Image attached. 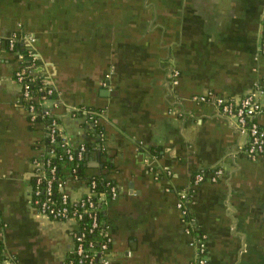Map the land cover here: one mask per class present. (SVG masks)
<instances>
[{"label":"crops","instance_id":"0c3cea01","mask_svg":"<svg viewBox=\"0 0 264 264\" xmlns=\"http://www.w3.org/2000/svg\"><path fill=\"white\" fill-rule=\"evenodd\" d=\"M263 19L264 0H0V243L12 264H68L78 229L33 203L46 126L23 101L15 33L36 39L32 75L55 89L46 105L70 143L86 145L85 174L119 189L103 209L112 264H194L177 206L189 187L209 264H264V153L252 159L233 118L191 100L239 99L264 81ZM219 167L217 182L193 184ZM63 174L71 197L89 192L88 178Z\"/></svg>","mask_w":264,"mask_h":264},{"label":"built area","instance_id":"2783aa9c","mask_svg":"<svg viewBox=\"0 0 264 264\" xmlns=\"http://www.w3.org/2000/svg\"><path fill=\"white\" fill-rule=\"evenodd\" d=\"M36 39L31 35L13 34L8 39L11 50L15 51L19 60L28 64L23 69L16 72V79L23 88V100L27 102V109L30 120L36 121L38 118L47 120L46 138L44 142V154L40 159H36V176L33 182V203L39 212L55 220H75L78 229L74 233L76 254L68 264H112L106 256L112 244V238L106 235V239L100 242L97 248L92 240H87L89 234L95 233L103 226V209L111 200L119 196L118 187L111 181L99 179L97 177L88 178L89 192L80 198H73L66 193L63 186L65 180L59 176V165L56 160L61 158L64 161L74 163L71 167V174L74 179L82 180L78 174L79 162L85 160L87 147L81 144L73 146L65 133H63L58 116L53 109L46 105L49 97L55 96V89L46 84L42 95L35 96L31 81L26 78V71L32 73L37 64L38 56L35 52L34 43ZM21 45L31 47L28 58L25 52L17 48ZM260 51L264 54V19L261 28V38L259 44ZM27 58V59H26ZM171 84L175 87L179 83L180 71L175 67L171 71ZM191 100L196 103L212 104L226 116L233 118L239 130L249 136V142L244 151L252 158L256 159L264 153V125L260 124L257 117L264 113V81L260 82L248 94L239 99L226 98L215 95L213 92L206 94H195ZM99 122L96 112H88L85 123L88 126L96 127ZM94 127V128H95ZM61 150V154L58 152ZM55 158V161L53 159ZM223 168L214 170L200 169L195 173L193 184L210 181L217 182L223 175ZM105 183V189L99 188V183ZM194 191L191 187L179 191V201L177 206L186 221V232L192 234L191 245L198 253L194 264H209L208 257V236L200 230L197 219L193 214ZM100 262V263H99ZM0 264H12L9 257L3 252L0 243Z\"/></svg>","mask_w":264,"mask_h":264},{"label":"trees","instance_id":"16d2710c","mask_svg":"<svg viewBox=\"0 0 264 264\" xmlns=\"http://www.w3.org/2000/svg\"><path fill=\"white\" fill-rule=\"evenodd\" d=\"M17 48H19V50H22L23 52H25V54H26V57L28 58V53L30 52V49H31V47H27V46H25L24 47V49H23V47L19 44L18 46H17ZM26 58V59H27ZM28 64V61L27 60H25L23 63H21V61H20V67H19V69H23V68H25V66ZM26 78L29 80V81H31V83H32V85H33V92H34V94H35V96H39V95H42V92L44 91L43 90V88L46 86V84L44 83V84H42L43 82H42V80H39L37 77H34L33 75H32V73H31V71L28 69L27 71H26ZM24 101V103H25V105H27V102L25 101V100H23ZM44 122L45 123V125H46V122H47V120H44V119H41V118H38L36 121H34V122ZM95 127V126H94ZM94 127H91V126H89V129H91V130H93L94 132H96V133H98V132H100V125H99V122H98V124L96 125V127L94 128ZM46 133H47V130H46ZM58 152L61 154V150L60 149H58ZM44 154V153H43ZM53 161H55V158L53 159ZM57 161V163H58V165H59V176L62 178V179H65L64 178V174H63V170L64 169H68L69 168V170H70V172H71V167L74 165V163H72V162H69V161H64V160H62L61 158H59L58 160H56ZM78 174L80 175V177H81V179H87V178H90V177H97V178H99V179H105L104 177H101V176H87L86 174H85V160H83V161H80L79 162V168H78ZM88 180V179H87ZM99 188L100 189H105L106 187H105V183L104 182H100L99 183ZM102 221H103V213H102ZM106 239V235L103 233V230H102V228L101 229H98L95 233H93V234H89L88 236H87V240H92L94 243H95V245H96V247L98 248L99 246L98 245H100V242H102L103 240H105ZM76 257V254H75V252H73V254L71 255V257H70V259L71 258H75ZM69 259V260H70ZM69 262V261H68ZM100 263V262H99Z\"/></svg>","mask_w":264,"mask_h":264}]
</instances>
